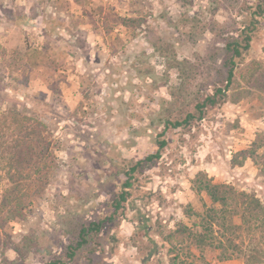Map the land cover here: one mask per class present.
Wrapping results in <instances>:
<instances>
[{"label":"rangeland","instance_id":"obj_1","mask_svg":"<svg viewBox=\"0 0 264 264\" xmlns=\"http://www.w3.org/2000/svg\"><path fill=\"white\" fill-rule=\"evenodd\" d=\"M262 1L0 0V111L36 118L49 153L27 170L47 172L43 194L0 220V264L64 260L80 224L108 214L67 264H244L228 247L166 238L180 222L198 229L211 205L199 172L264 205V14L227 85L222 50ZM161 139L113 213L126 171ZM252 142L257 157L244 158Z\"/></svg>","mask_w":264,"mask_h":264},{"label":"trees","instance_id":"obj_2","mask_svg":"<svg viewBox=\"0 0 264 264\" xmlns=\"http://www.w3.org/2000/svg\"><path fill=\"white\" fill-rule=\"evenodd\" d=\"M258 7L251 12L248 24L239 33L230 34L224 41L222 50L226 85L231 84L237 73L243 69L239 65L249 52L252 33L258 21L256 15L264 14V0L258 4ZM223 94L224 90L216 87L212 94H208L197 103L195 105L197 117L202 118L206 105L215 104ZM193 116L192 112H186L182 120H166L165 128L169 125L173 127L185 125ZM38 124L36 118L20 112L16 106L10 111H0V182L7 183V186L4 184L3 187H6L2 188L3 193L0 194V220H6L15 215L20 210V206L24 207L31 199V193L36 192V196L43 194V187L48 180L47 172H40V169L31 173L27 171L34 164L46 162L49 156L47 142L43 132L37 128ZM165 143L164 139L159 140L158 147L153 153L147 154L130 165L122 187L113 199L115 209L113 213L127 199L133 183V173L142 167L143 163L159 158ZM240 153H243L244 158L257 157L254 156L256 151L253 142L249 149L241 150ZM260 167L264 175V167ZM36 173L38 176H35ZM193 181L196 191L205 192L211 205L205 206L203 213L199 214L198 229L180 222L169 233L167 241L176 237L181 240L191 239L197 247L212 246L221 250L228 247L231 252L224 258L232 255L242 256L244 264H264V205L262 201L254 194L237 190L231 184L213 182L212 178L203 172H199ZM9 186L10 189H8ZM111 219V214H108L97 220L81 223L77 228L75 243L70 242L66 246V259H51L44 264H67L68 261H72L77 250L83 248L91 235H97L102 231ZM14 251L17 252L16 247Z\"/></svg>","mask_w":264,"mask_h":264}]
</instances>
